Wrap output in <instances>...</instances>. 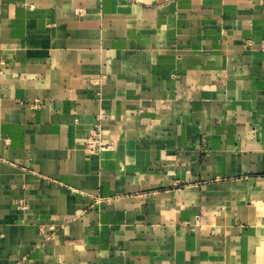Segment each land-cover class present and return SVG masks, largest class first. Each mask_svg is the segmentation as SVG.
Wrapping results in <instances>:
<instances>
[{
  "label": "crops",
  "instance_id": "0c3cea01",
  "mask_svg": "<svg viewBox=\"0 0 264 264\" xmlns=\"http://www.w3.org/2000/svg\"><path fill=\"white\" fill-rule=\"evenodd\" d=\"M0 264H264V0H0Z\"/></svg>",
  "mask_w": 264,
  "mask_h": 264
},
{
  "label": "built area",
  "instance_id": "2783aa9c",
  "mask_svg": "<svg viewBox=\"0 0 264 264\" xmlns=\"http://www.w3.org/2000/svg\"><path fill=\"white\" fill-rule=\"evenodd\" d=\"M34 104L38 105L39 103L34 102ZM101 141V123H98L87 141V149L91 152H95L107 148L108 146L102 144ZM19 205L24 208L25 202L21 201Z\"/></svg>",
  "mask_w": 264,
  "mask_h": 264
}]
</instances>
